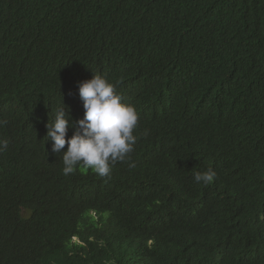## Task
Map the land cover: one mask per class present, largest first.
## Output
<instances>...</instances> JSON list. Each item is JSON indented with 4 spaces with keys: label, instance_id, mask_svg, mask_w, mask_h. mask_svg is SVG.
I'll return each mask as SVG.
<instances>
[{
    "label": "trees",
    "instance_id": "1",
    "mask_svg": "<svg viewBox=\"0 0 264 264\" xmlns=\"http://www.w3.org/2000/svg\"><path fill=\"white\" fill-rule=\"evenodd\" d=\"M51 1L0 0V40ZM125 1L85 5L111 11ZM146 2L173 32L206 39L214 81L187 95L184 113L159 115L140 98L137 143L110 178L83 165L63 175L67 144L54 153L53 141L3 111L0 264H264V0ZM20 92L17 107L36 111ZM242 138L250 153L235 155ZM209 168L215 180L195 183Z\"/></svg>",
    "mask_w": 264,
    "mask_h": 264
},
{
    "label": "clouds",
    "instance_id": "2",
    "mask_svg": "<svg viewBox=\"0 0 264 264\" xmlns=\"http://www.w3.org/2000/svg\"><path fill=\"white\" fill-rule=\"evenodd\" d=\"M206 46V39L173 32L146 0H126L111 11L85 0H52L44 16L0 40V127L7 123L1 113L11 110L18 123L53 141L54 153L67 144L63 175L83 165L110 178L118 162L131 159L139 116L147 112L140 98L159 115L184 113L187 95L209 75L214 81ZM22 88L36 111L17 107L27 96ZM242 140L235 155L250 153ZM8 144L0 138V152ZM216 176L209 168L193 179L207 186Z\"/></svg>",
    "mask_w": 264,
    "mask_h": 264
}]
</instances>
